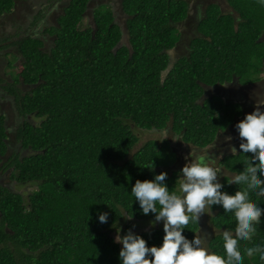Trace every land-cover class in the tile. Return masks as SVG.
<instances>
[{
	"label": "trees",
	"instance_id": "1",
	"mask_svg": "<svg viewBox=\"0 0 264 264\" xmlns=\"http://www.w3.org/2000/svg\"><path fill=\"white\" fill-rule=\"evenodd\" d=\"M17 1L0 0V15L11 13ZM89 1H71L48 50L40 39L0 34V43L6 41L0 51L14 49L2 55L14 71L2 87L19 112L14 123L19 149H12L0 94V172L11 170L16 182L14 187L0 182V264H120L122 245L112 232L125 221L154 219L142 214L131 187L166 171L172 189L179 172L171 139H151L139 147L137 132L169 129L184 142L207 147L244 111L220 97L203 100L205 87L236 76L243 83L264 78L259 41L264 6L256 0H227L229 13L211 4L199 21L203 36L192 40L190 55L176 60L167 75L170 51L182 36L180 24L191 12L189 0H124L129 15L124 44L108 5L95 13L96 30L84 26ZM222 165L231 172L244 168L232 155ZM221 182L230 194L238 189L224 178ZM259 206L264 208V200ZM122 207L133 219L120 216ZM100 212H108L107 223L99 222ZM213 212L210 220L220 232L211 234L208 245L222 254L220 233L235 222L218 206ZM261 219L253 243L264 242ZM190 227L199 232L201 222ZM137 234L148 246H159L163 226ZM183 234L193 237L189 229ZM244 264L260 262L246 257Z\"/></svg>",
	"mask_w": 264,
	"mask_h": 264
},
{
	"label": "clouds",
	"instance_id": "2",
	"mask_svg": "<svg viewBox=\"0 0 264 264\" xmlns=\"http://www.w3.org/2000/svg\"><path fill=\"white\" fill-rule=\"evenodd\" d=\"M256 2L264 6V0ZM262 107L264 99H257L255 109L235 124L239 149L231 143V135L224 137L231 155L243 163V171L231 172L225 166H217L216 157L221 159L223 152L214 156L191 146L185 156L187 163L179 170L174 188L169 189L166 183V171L154 175L151 180H136L130 196L138 202L143 215L154 214L150 226L162 223L164 235L159 246H148L147 241L131 229L124 235H120L118 229L115 242L122 245L120 264H244L246 257L258 258L260 264H264V242L253 243L264 216V208L259 206L264 200ZM223 131L225 129L220 132ZM221 177L229 186H238L234 194L223 190L225 184ZM214 206L222 208L223 215L235 222L234 228L223 229L220 233L222 254H217L208 245L211 234H199L190 227L198 224L205 214L212 215ZM108 216V212H100L99 222L107 223ZM120 216L133 219V213L123 207ZM185 229L193 233L191 239L183 234Z\"/></svg>",
	"mask_w": 264,
	"mask_h": 264
},
{
	"label": "flooded vegetation",
	"instance_id": "3",
	"mask_svg": "<svg viewBox=\"0 0 264 264\" xmlns=\"http://www.w3.org/2000/svg\"><path fill=\"white\" fill-rule=\"evenodd\" d=\"M40 1L41 0H32V3H36V7L34 10L28 12V14H31V18L36 17L38 19V22L30 23L29 25H25L24 28L21 27V30L18 31L19 33V39L24 37H33L37 39H41L42 37H45L43 39L44 48L50 49L52 47V43L54 39L56 38L55 33L47 31L48 28L54 27L58 28L61 27V20L64 15H66L67 8L70 6L72 0H43L47 5V9L45 8L43 10H40ZM190 1V0H189ZM219 4L221 9L224 11V13H229L231 11L226 10L224 8V5L221 1L217 2L215 0H192L190 2V8L191 12L189 17L180 24L182 36L180 39V42L178 43L177 47L174 49H171L170 58L178 60L181 57H184L185 55H190L192 49H191V42L192 40L197 36H203L202 32L199 31V21L203 19V17H206V12L208 7L213 4ZM124 0H90L87 6V9L84 13V26H90L96 30V12L94 9L96 5L99 4H105L110 5L114 17L115 22H117L121 30L123 32V38L121 43H128V36H129V15L125 13L124 7H123ZM17 6H15L12 10L13 14ZM95 11H94V10ZM6 14L0 15V34L1 37L4 34V28L2 26L4 19L6 18ZM8 15V14H7ZM87 21V22H86ZM51 22V24H50ZM50 24V25H49ZM24 26V25H23ZM47 27V28H46ZM38 30L37 31L35 30ZM46 29V30H45ZM187 29L188 32H187ZM3 31V32H2ZM16 34V32H15ZM264 35V34H263ZM4 37V36H3ZM2 37V38H3ZM3 54V53H1ZM206 92L203 96V100L207 98H215L220 97L225 99L227 102L232 103H239L243 109V114L241 116L236 117L235 121L232 123L231 126H229L225 131L218 132V138L215 139L213 143H211L207 147H199L196 146L197 149H203L210 152H214L215 154L220 155L221 152H223L222 158L217 162V166L222 165L223 160H225L228 156H231V152L228 150V145L224 141V137L226 135H231L233 137V140L231 141L232 144H234L237 149H239V143L240 140L238 133L235 129V124L242 120L247 113L252 112L256 107V100L259 99L258 97H262L264 93V78L262 82L260 83H243L239 77H234L232 81L226 82V83H217L215 85H208L205 87ZM2 91H5L3 87L0 86V94L2 95ZM262 110H264V107H262ZM166 133L173 132L169 129L165 130ZM222 131V130H221ZM174 140L178 137H183L182 134H177L173 132ZM181 154H185V151H182ZM188 152L184 155L186 156ZM223 166V165H222Z\"/></svg>",
	"mask_w": 264,
	"mask_h": 264
},
{
	"label": "rangeland",
	"instance_id": "4",
	"mask_svg": "<svg viewBox=\"0 0 264 264\" xmlns=\"http://www.w3.org/2000/svg\"><path fill=\"white\" fill-rule=\"evenodd\" d=\"M192 0H190L191 2ZM217 2L221 1L225 6V9L226 10H229V11H232L233 9L231 8V6L228 4L227 0H215ZM214 3V2H213ZM103 6V5H102ZM101 6V7H102ZM20 9L21 7H16V10L17 12L15 14H13L12 17H10L9 15H6V18L4 19L3 21V28H6L7 26L8 27H14L15 26V30L13 33H8V35H6V37H9V36H12V38H14V40H16L17 38H19L17 35H19V33L21 32V30H24V29H21L19 30L21 27H23V25L25 24V20H21V14H20ZM38 22V21H37ZM87 22V21H86ZM37 24V23H36ZM51 24V22H50ZM49 24V25H50ZM63 27V25H62ZM59 29H61V27H58V28H54V27H51V28H48L47 31L49 30L50 32H53V33H56L59 31ZM38 33V30L35 29ZM189 29H187V32H188ZM20 31V32H18ZM15 32H17V35H15ZM45 37H42L40 39V41L42 42L43 44V39ZM261 38V37H260ZM2 39V38H1ZM5 39H8V38H5ZM260 41V39H259ZM3 42V40H2ZM0 43V47L4 45V43L6 44V41L3 42V43ZM260 43H262V45H264V40L263 41H260ZM44 48V47H43ZM45 50H48L46 48H44ZM14 49L13 48H9V49H1L0 51V79L2 80L1 81V87L4 86V85H8L10 81H12V76H10L11 74H13L14 71H12L10 69V67L7 66L8 64V60H5V56H2L3 54L1 53H4L7 51H13ZM9 57V61L10 60H13L14 57H12V54H9L8 55ZM263 68H264V65H263ZM7 70V72L5 73V71ZM20 70V67L16 70L19 71ZM10 74V75H8ZM15 78V76H14ZM2 97L4 98V100L2 101L4 103L3 107H4V110H3V113L5 114V116L8 117V126H9V129H10V133L13 135H10L8 141L11 143L12 145V149H19V144L15 145L16 141L14 139V130L17 126L14 125L15 123V120L19 117L18 116V113L17 112V105L16 103L14 102V98L11 94H9V92L7 91H2ZM259 98V97H258ZM33 121V119H32ZM34 123H37L36 120H34ZM140 136H141V141L139 142L138 146L140 147L143 143H145L146 141H149L151 139H156V140H163L164 139V136L168 137L169 139H173L174 136H173V132H170L169 133H166L163 132V131H155V130H145V131H138L137 132ZM179 139L181 140H172L173 142V147L174 149L177 151V153L179 154V157H180V163L178 164V166H174V169L175 170H180L186 163L187 161L185 160V154L188 152L191 151V146L196 148L197 145L193 144V143H190V142H184L183 139L181 137H178ZM17 146V147H16ZM138 147V148H139ZM182 151H185V154H181ZM211 155H214L215 156V153L214 152H210ZM218 155V154H216ZM217 159V162L220 160V158L217 156L216 157ZM10 171L11 170H8L6 172H4V174H2V172H0V182L2 183H6L8 184L10 187H14L15 185V181H13L10 177ZM226 173H229L231 174L228 170H225ZM223 179V177H221V180ZM28 190V188H23L22 190ZM213 214H216L213 212ZM200 222H201V227H200V230H199V234H205V233H209V234H213V233H218L220 232L219 230H217V228H215L210 220V215H207L205 214L204 216L201 217L200 219ZM130 227L127 228L128 225ZM163 226L162 223H157L156 226ZM150 228V224L149 222L148 223H139V222H136V221H125V223L123 225H120L118 226L113 232H112V235L113 237L115 238L116 235H117V230L119 229V234L120 235H124L127 233L128 230H132L134 231L135 233H138V232H141V231H144V230H148ZM212 237V235H211ZM210 240V238H209ZM209 240H208V243H209Z\"/></svg>",
	"mask_w": 264,
	"mask_h": 264
},
{
	"label": "crops",
	"instance_id": "5",
	"mask_svg": "<svg viewBox=\"0 0 264 264\" xmlns=\"http://www.w3.org/2000/svg\"><path fill=\"white\" fill-rule=\"evenodd\" d=\"M34 1V0H33ZM37 1V0H36ZM46 3L43 1V0H41L40 1V5L39 6H41L40 7V10H43L44 8H45V10L47 9V5H45ZM103 4H99V5H96L95 6V10L97 11L99 8H101V6H102ZM224 5V4H223ZM16 6L17 7H21V9H20V14H21V20H25V24H24V26L23 27H25V25L27 24V25H29L30 23H34L35 21L37 22L38 21V19H36V17H32L31 18V14H28V12H30V11H32V10H34V8L36 7V3H32V0H18L17 1V4H16ZM105 6V4L102 6V7H104ZM109 7H111L110 5H108ZM225 6V5H224ZM225 8V7H224ZM93 9V10H94ZM94 10V11H95ZM233 11V10H232ZM231 11V12H232ZM17 12V10L15 9V11H14V13L13 14H15ZM224 12V11H223ZM12 13V12H11ZM13 14H8L10 17H12L13 16ZM7 15V14H6ZM5 15V16H6ZM35 22V23H36ZM47 28V27H46ZM16 28H15V26L14 27H6V28H4V34L2 35V36H4V38L6 37V35H8V33H13L14 32V30H15ZM21 29V28H20ZM46 30V29H45ZM3 32V31H2ZM15 35H17V32H16V34ZM19 36V35H18ZM12 37V36H11ZM264 40V35H263V37H262V41ZM53 44V43H52ZM259 99H264V93H263V96L262 97H260L259 96ZM237 139H239V138H237Z\"/></svg>",
	"mask_w": 264,
	"mask_h": 264
},
{
	"label": "water",
	"instance_id": "6",
	"mask_svg": "<svg viewBox=\"0 0 264 264\" xmlns=\"http://www.w3.org/2000/svg\"><path fill=\"white\" fill-rule=\"evenodd\" d=\"M170 54H172V53H170ZM174 65H175V59L170 58V63L168 65V68L165 71L164 75H167L171 71V69L174 67Z\"/></svg>",
	"mask_w": 264,
	"mask_h": 264
}]
</instances>
